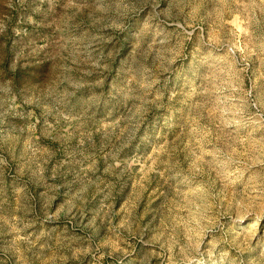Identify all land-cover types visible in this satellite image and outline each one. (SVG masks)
I'll return each mask as SVG.
<instances>
[{"label": "rangeland", "instance_id": "374dc122", "mask_svg": "<svg viewBox=\"0 0 264 264\" xmlns=\"http://www.w3.org/2000/svg\"><path fill=\"white\" fill-rule=\"evenodd\" d=\"M0 264H264V0H0Z\"/></svg>", "mask_w": 264, "mask_h": 264}]
</instances>
